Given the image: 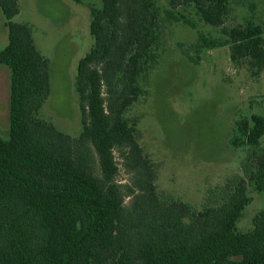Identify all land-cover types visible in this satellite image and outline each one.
Masks as SVG:
<instances>
[{
    "label": "trees",
    "instance_id": "trees-1",
    "mask_svg": "<svg viewBox=\"0 0 264 264\" xmlns=\"http://www.w3.org/2000/svg\"><path fill=\"white\" fill-rule=\"evenodd\" d=\"M101 1L91 8L94 45L78 63L82 132L73 138L39 118L51 91L50 61L31 26L14 21L19 0H0L9 38L0 67L10 72V127L0 136V264H264V209L251 231L237 226L251 200L244 177L228 181L220 205L201 211L158 194L157 165L127 114L157 60L161 11L155 0ZM242 1L170 0V7H193L205 24L222 28L226 41L202 35L200 48L228 45L232 62L259 77L264 28L251 21L225 27L232 4ZM237 131L234 144L251 148L244 173L264 192V116L252 115ZM117 155L129 184L117 181Z\"/></svg>",
    "mask_w": 264,
    "mask_h": 264
},
{
    "label": "rangeland",
    "instance_id": "rangeland-1",
    "mask_svg": "<svg viewBox=\"0 0 264 264\" xmlns=\"http://www.w3.org/2000/svg\"><path fill=\"white\" fill-rule=\"evenodd\" d=\"M155 2L163 21L157 60L141 80L144 93L127 118L136 122L137 139L157 165V192L163 199L179 200L201 211L208 204L220 205L228 181L244 177L251 200L237 226L241 232L251 231L253 219L264 209V192L256 190L243 170L250 146L233 140L243 120L254 114L264 116V72L254 77L246 65L233 63L228 45L200 48L202 35L221 41L227 37L222 28L205 24L193 7L172 11L170 0ZM19 6L14 21L31 26L38 50L50 61L51 91L38 116L77 138L82 132L75 88L78 63L94 45L91 8H100L102 1L19 0ZM248 21L264 28V0L233 3L225 27L245 26ZM5 22L0 7V50L9 43ZM9 91L10 72L0 67L3 138L10 127ZM116 157L117 181L129 184L131 175ZM94 169L99 173L96 157Z\"/></svg>",
    "mask_w": 264,
    "mask_h": 264
}]
</instances>
